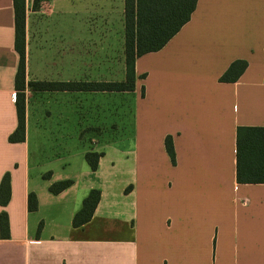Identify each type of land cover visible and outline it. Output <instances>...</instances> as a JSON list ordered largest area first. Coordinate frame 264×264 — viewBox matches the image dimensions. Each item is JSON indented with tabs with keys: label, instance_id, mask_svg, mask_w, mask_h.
Listing matches in <instances>:
<instances>
[{
	"label": "crops",
	"instance_id": "1",
	"mask_svg": "<svg viewBox=\"0 0 264 264\" xmlns=\"http://www.w3.org/2000/svg\"><path fill=\"white\" fill-rule=\"evenodd\" d=\"M32 4L25 136L10 143L19 56L13 0H0V181L10 177L0 264H264V183L236 180L238 128H264V0H197L161 50L136 59L134 90L121 93L29 84L124 81V0ZM234 61L243 73L219 82ZM110 126L122 135L109 140ZM87 152L101 154L94 171ZM62 181L72 184L49 191ZM90 190L99 202L74 228Z\"/></svg>",
	"mask_w": 264,
	"mask_h": 264
},
{
	"label": "trees",
	"instance_id": "2",
	"mask_svg": "<svg viewBox=\"0 0 264 264\" xmlns=\"http://www.w3.org/2000/svg\"><path fill=\"white\" fill-rule=\"evenodd\" d=\"M44 0H33L36 10ZM197 0H124V64L125 77L122 82H77L49 83L34 82L29 86L34 91H77V92H132L135 86V61L137 58L161 50L167 42L190 20ZM14 49L19 56L18 69L14 79L17 127L8 137L10 143L24 141V0H13ZM246 68V62L234 61L219 78L222 83H234ZM144 77V76H141ZM143 97V89H141ZM164 147L172 163L174 151L170 137L164 139ZM101 154L87 152L85 162L90 170L97 168ZM236 180L238 183H264V128H238L236 139ZM72 184L62 181L52 184L49 191L58 194ZM10 198V177L5 173L0 181V206ZM100 192L90 190L83 199L80 209L72 219V227L79 228L90 221L99 202ZM29 211L36 210L33 194L28 196ZM41 226H38V232ZM8 218L0 213V238H8Z\"/></svg>",
	"mask_w": 264,
	"mask_h": 264
},
{
	"label": "rangeland",
	"instance_id": "3",
	"mask_svg": "<svg viewBox=\"0 0 264 264\" xmlns=\"http://www.w3.org/2000/svg\"><path fill=\"white\" fill-rule=\"evenodd\" d=\"M141 76H144V77H140V79L141 80H144L145 78H146V75L144 74V75H141ZM144 86V85H143ZM143 86H141V89H143V92H144V87ZM113 110V109H112ZM110 111V113H112L113 111ZM112 122L110 121V124H111ZM113 125V124H112ZM124 133L126 134V131H124ZM114 135H122V131H118L117 129H116V126H110V128L108 129V136H109V140H112L113 138H114Z\"/></svg>",
	"mask_w": 264,
	"mask_h": 264
}]
</instances>
